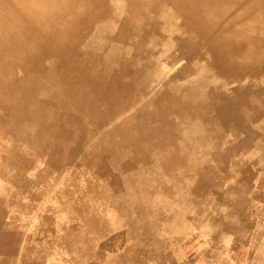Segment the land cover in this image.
Segmentation results:
<instances>
[{
    "label": "rangeland",
    "instance_id": "rangeland-1",
    "mask_svg": "<svg viewBox=\"0 0 264 264\" xmlns=\"http://www.w3.org/2000/svg\"><path fill=\"white\" fill-rule=\"evenodd\" d=\"M118 24L73 47L82 79L0 60V264H264V55L217 60L162 2Z\"/></svg>",
    "mask_w": 264,
    "mask_h": 264
},
{
    "label": "bare ground",
    "instance_id": "bare-ground-1",
    "mask_svg": "<svg viewBox=\"0 0 264 264\" xmlns=\"http://www.w3.org/2000/svg\"><path fill=\"white\" fill-rule=\"evenodd\" d=\"M241 1L0 0V60L6 56L20 60L22 62L21 67L26 73L32 71L41 73L40 69L54 67L59 71H65V73L73 74L75 77L82 79L88 73L84 66L85 61L88 59L96 61L97 59L89 56L91 54L87 51H82L78 54L74 53V48L80 46L82 38L87 35L89 32L87 30H89L91 25L102 26L104 22L119 23V28H116L109 36L120 42L122 37L127 39L128 34L131 32L135 31V34L140 32L138 23L153 4L157 2L176 7L181 12L187 27L192 28L195 25H201L202 29H205L207 36H210L213 32L214 36L208 41L207 48L209 53L217 60L227 62L231 60H249L250 58L258 59L259 56L264 55V46L260 45L257 38L264 35L263 0L250 1L241 15H232L231 20L229 22L226 21L227 24L225 23L218 30H213L214 20H211V16H213V11L211 10H215V6L218 3L222 6H233L239 2L241 3ZM113 11L116 13V18L113 17ZM67 18H70V20ZM242 20L245 22L239 25ZM68 37L72 38L73 46L67 45ZM123 45L125 46L126 44L123 43ZM122 71L126 75L125 66L122 67ZM101 80L103 79L101 78ZM85 81L88 83L87 79ZM70 84L74 86L75 82L72 81ZM2 95H5V93H2ZM237 227L240 230L245 229L244 224H240ZM103 246L105 245L103 244Z\"/></svg>",
    "mask_w": 264,
    "mask_h": 264
}]
</instances>
